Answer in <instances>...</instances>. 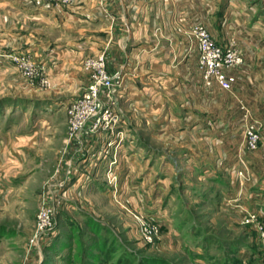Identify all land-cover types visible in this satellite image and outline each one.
<instances>
[{"label": "rangeland", "instance_id": "1", "mask_svg": "<svg viewBox=\"0 0 264 264\" xmlns=\"http://www.w3.org/2000/svg\"><path fill=\"white\" fill-rule=\"evenodd\" d=\"M122 1L98 0L106 29L123 20L125 15L112 10L119 12ZM148 1L126 0L125 5L131 7L128 18L142 22L150 35L148 7L140 13L134 9ZM26 2L54 10L56 16L77 12L80 25L89 19L87 0ZM200 3V11L190 8L188 44L181 50L194 60L191 92L184 94L181 89L174 97L180 105L195 106L196 118L189 124L176 119L143 127L136 172L122 157L133 153L137 143H125L119 125L122 111L114 105H120L115 91L122 85L121 80L116 84L118 66L109 52L115 37L107 41L106 50L83 58L81 72L88 80L84 90L74 95L55 88L47 67L33 55V46L32 51L4 56L15 75L14 93L0 98L4 117L13 120L17 129L40 123L37 128L44 137L40 148L30 153L17 187L0 193V264H225L229 260L264 264V0ZM211 6L217 7L216 15ZM47 18L55 21L54 15ZM183 18L176 9L158 15L175 24L173 29L168 26V33H174L180 47ZM200 28L232 58L226 68L229 89L205 77L199 60L203 54ZM38 33L32 32L33 45L42 35ZM101 55L114 77V89L103 95L104 107L108 105L113 115L107 127L94 132L88 121L76 133L71 129L69 106L93 79L88 62ZM13 57L30 59L31 73L17 67ZM225 105L231 108L225 111ZM219 110L224 114L215 113ZM250 129L259 135L255 149L248 144ZM233 146L239 147L238 152L243 149L245 156L223 158L220 150ZM190 149L206 154L204 159L196 158L201 159V171L210 167L206 173L186 169L189 163L184 159ZM148 150L157 163L153 170ZM165 165L173 169L162 168ZM216 168L222 171L221 183L216 181ZM44 208L51 213L52 224L41 231L38 223Z\"/></svg>", "mask_w": 264, "mask_h": 264}, {"label": "crops", "instance_id": "2", "mask_svg": "<svg viewBox=\"0 0 264 264\" xmlns=\"http://www.w3.org/2000/svg\"><path fill=\"white\" fill-rule=\"evenodd\" d=\"M26 1L0 0V98L14 93L15 75L9 62L4 58L7 54L15 53L16 50L32 51L31 47L33 46V55L47 67L50 81L55 88H60V92L63 94L74 95L84 90L88 80L87 74L81 72L80 66L83 58L97 55L100 50H106V45L111 43L110 41L115 37L117 41H113L109 52L118 66L116 84L121 80L122 85L121 89L116 87L117 93L115 91L120 105H116L117 103L114 105L122 111L119 125L126 135L125 143H137L133 153L122 155L131 171L136 172L139 167L136 159L142 155L140 130L143 127L153 128L165 121L173 122L176 119L189 124L192 118H196V115L193 114L195 106L180 105L174 97L181 89L184 94L191 92L192 74L190 69L194 60L181 50L184 49L185 44H188L185 31L188 28L186 19L189 18L190 8L196 7L200 11L202 0H199V3L183 0L185 1L183 4H178L181 2L178 0H149L148 4H139V7L136 5L134 9H138L137 13H140V10H146L145 7L149 9L153 27L150 28V35L147 34L148 29L147 27L145 29L142 22L128 18V11L131 7L125 5L126 0H121L120 13L112 7L114 13L125 15L123 16L124 21L111 24L108 29H106L105 12L98 7V0H87V8L90 10L87 12L89 19L83 21L84 23L81 25L79 22L82 20L77 18V12L56 16V11L32 7ZM211 7L214 11H212L213 14L216 15L217 7L216 9L215 6ZM175 9L184 15L180 23L183 30L181 47L175 42L174 33H168V26L172 27L175 24L158 19V15L169 14L171 10ZM49 15H54V22L47 18ZM36 30L39 32L38 34L42 35H39L37 42L33 45L30 40L32 32ZM114 30L119 31L118 35L113 32ZM154 30L157 32L155 33ZM159 30L166 31V33L159 34ZM48 32L52 33V36H48ZM63 36L65 39L62 38ZM215 106L220 109L223 107V105ZM225 106V111L231 108V105ZM3 111L4 109L1 114L4 113ZM223 111L219 110L215 113L222 115ZM12 121L8 117H4V114L0 115V193L13 191L17 187L28 167L30 153L40 148L43 136L37 128L40 123L33 124L32 129L28 127L17 129V124ZM219 140L223 142V138ZM220 151L221 156L225 159H233L239 154L242 157L245 156L244 150L240 148V152H238L239 147L235 146L231 147L229 151L227 149ZM187 153L184 160L189 163L186 165L189 172L206 173L210 169L206 165L205 169L201 171V159H196L200 157L204 159L206 154L201 152V155L191 149ZM146 157L151 161V170L158 168L157 163L153 161L155 157H153L152 150H148ZM204 164H208V161H204ZM139 165L140 168L144 167L142 162ZM162 168L173 169V166L170 168L165 165ZM221 172L216 168L217 178ZM216 181L221 183L222 179L218 178ZM241 251L242 247H239L238 253ZM225 264L240 263L229 260Z\"/></svg>", "mask_w": 264, "mask_h": 264}, {"label": "built area", "instance_id": "3", "mask_svg": "<svg viewBox=\"0 0 264 264\" xmlns=\"http://www.w3.org/2000/svg\"><path fill=\"white\" fill-rule=\"evenodd\" d=\"M199 34L201 36V49L203 53L199 60L205 77L209 81H217L222 88L229 89L231 83L227 77L226 68L231 65V56L225 54L220 46L213 43L205 29L200 28ZM13 60L18 63L17 67H20L25 72L27 71L29 74L31 73L32 66L30 59L13 57ZM88 66L93 68V79L83 94L73 100L69 106V113L72 116L71 129L76 131V133L82 131L83 126L88 121L90 123V130L94 132L107 127L108 118L113 115L112 111L107 107L108 105L104 107L103 102V95L110 94L115 84L114 77L109 75L106 69L104 56L101 55L96 60H90ZM247 134L250 149H255L258 145L259 135L253 129H250ZM47 211L44 208L40 213L38 227L41 231L51 228L52 217L51 213Z\"/></svg>", "mask_w": 264, "mask_h": 264}, {"label": "trees", "instance_id": "4", "mask_svg": "<svg viewBox=\"0 0 264 264\" xmlns=\"http://www.w3.org/2000/svg\"><path fill=\"white\" fill-rule=\"evenodd\" d=\"M156 262H159V261H156ZM161 264H165V263L161 262Z\"/></svg>", "mask_w": 264, "mask_h": 264}]
</instances>
